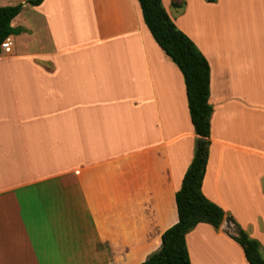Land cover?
Returning <instances> with one entry per match:
<instances>
[{"label":"crops","instance_id":"0c3cea01","mask_svg":"<svg viewBox=\"0 0 264 264\" xmlns=\"http://www.w3.org/2000/svg\"><path fill=\"white\" fill-rule=\"evenodd\" d=\"M18 1L0 0L24 3L0 54V264H142L179 220L194 157L183 74L138 0ZM173 1L211 71L202 191L264 254V0H200L221 16L220 52L181 22L192 0ZM229 230L196 225L191 263L237 264L232 247L249 264Z\"/></svg>","mask_w":264,"mask_h":264},{"label":"trees","instance_id":"16d2710c","mask_svg":"<svg viewBox=\"0 0 264 264\" xmlns=\"http://www.w3.org/2000/svg\"><path fill=\"white\" fill-rule=\"evenodd\" d=\"M43 0H28L38 5ZM145 23L156 42L172 59L183 74L190 117L196 138L195 152L176 193L179 220L162 235V247L142 264H192L186 235L199 223H209L219 229L227 217L235 226L228 233L242 247L249 264H264V254L259 240L252 238L226 211L208 199L202 191L210 150V130L213 107L210 99V65L195 42L168 14L162 0H138ZM214 2L215 0H207ZM175 6H180L177 0ZM24 3L0 6V54L1 45L10 35L23 30L14 27L12 20L22 11Z\"/></svg>","mask_w":264,"mask_h":264},{"label":"rangeland","instance_id":"374dc122","mask_svg":"<svg viewBox=\"0 0 264 264\" xmlns=\"http://www.w3.org/2000/svg\"><path fill=\"white\" fill-rule=\"evenodd\" d=\"M15 1H18V0H15ZM18 2H21V0H19ZM204 4L205 3H203L202 1L200 2V0H192V3H191L192 8L189 10V12L186 15H184V17H182L181 22H183V25H185L189 29V31H192V33H194L192 35L196 39L197 43L201 45V43L203 44L206 39L212 41L211 38H214L212 42H213L214 47H216L219 45V39H220V33H221V16L219 15L218 12L212 11L211 8L206 7ZM175 12H176L175 9L172 10L174 17L179 16L180 11L178 12V14H175ZM248 16H251V15H246L244 16V18H247ZM252 19L256 21V18L249 17L248 20L246 19L245 24L242 23L241 21V25L240 23L239 25L241 26V28L246 29L247 32H251L255 24ZM235 30L237 31V29ZM242 39L250 40L251 38L244 37ZM214 50L220 52L219 47L214 48ZM238 50H248V47H238ZM234 230H235V226L233 225L231 226V229L229 230L228 233H232L234 232ZM212 240L213 239H210V240L207 239V240H204V242L209 241V243H211ZM212 249L214 253L216 254L217 252L215 251V248H212ZM231 249H228L227 251H225V249L223 250L224 252H227L228 254H232L230 256H233L234 254H236L235 260H237V264H241L240 254H238L237 251L234 253L235 250L232 247ZM233 259L234 258H232V260Z\"/></svg>","mask_w":264,"mask_h":264},{"label":"built area","instance_id":"2783aa9c","mask_svg":"<svg viewBox=\"0 0 264 264\" xmlns=\"http://www.w3.org/2000/svg\"><path fill=\"white\" fill-rule=\"evenodd\" d=\"M11 47H12V40L10 37H7L1 45L2 51H10Z\"/></svg>","mask_w":264,"mask_h":264},{"label":"water","instance_id":"95a60500","mask_svg":"<svg viewBox=\"0 0 264 264\" xmlns=\"http://www.w3.org/2000/svg\"><path fill=\"white\" fill-rule=\"evenodd\" d=\"M224 221L226 222V226L229 227L231 229V223H230V219L229 218H225ZM235 231V230H234ZM234 233V232H232Z\"/></svg>","mask_w":264,"mask_h":264}]
</instances>
